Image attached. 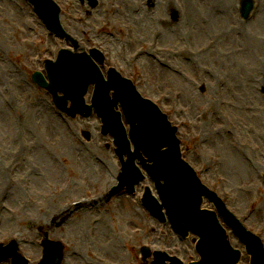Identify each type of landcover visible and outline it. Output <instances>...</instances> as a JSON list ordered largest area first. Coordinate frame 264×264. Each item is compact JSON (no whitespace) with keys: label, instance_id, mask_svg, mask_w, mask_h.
Listing matches in <instances>:
<instances>
[{"label":"rangeland","instance_id":"rangeland-1","mask_svg":"<svg viewBox=\"0 0 264 264\" xmlns=\"http://www.w3.org/2000/svg\"><path fill=\"white\" fill-rule=\"evenodd\" d=\"M54 1L76 50L51 35L27 1L0 0V165L6 179L0 245L18 242L27 264H41L44 238L64 245L62 264L200 261L197 238L177 237L143 207L146 187L156 196L150 179L134 196L105 202L121 173L113 138L102 135L95 113L61 114L32 82L35 73L47 80L45 62H55L60 51L94 49L105 55L104 79L116 69L160 108L201 183L264 242V0H255L249 21L241 19L242 0H213L224 12L208 18L205 0H155L152 10L149 0H99L93 12L78 0ZM186 4L193 12L188 25ZM203 208L215 211L206 200ZM220 224L241 251V263L249 264L245 248ZM144 247L159 257L144 260Z\"/></svg>","mask_w":264,"mask_h":264},{"label":"water","instance_id":"water-1","mask_svg":"<svg viewBox=\"0 0 264 264\" xmlns=\"http://www.w3.org/2000/svg\"><path fill=\"white\" fill-rule=\"evenodd\" d=\"M36 12L46 22L50 30L59 36H68L59 25L56 6L48 0H30ZM93 8L97 6L96 0H89ZM253 10L252 0H244L241 14L248 19ZM94 54H97L94 52ZM100 63L103 60L97 57ZM47 71L50 84H47L40 74L33 80L41 88L46 89L54 97L59 110L71 117L77 115L89 117L92 107L84 105V95L90 84L97 86L94 107L99 116L103 118V134L115 135L118 145L117 154L122 156L128 153V162L123 164V173L120 177V186L113 189L109 199L120 193L125 187L133 191L134 186L142 179L140 173L134 168L136 160L156 182L159 195L167 208L173 227L184 236L192 232L201 237L198 252L203 261L201 264L212 263L210 260H224V264H237L240 253L234 252L228 245L227 237L218 225L216 215L201 211L202 198L206 197L213 203L235 235L246 246L248 254L252 256V264H264V254L258 240L251 237L232 218L224 208L221 201L198 181L192 169L182 162L179 151L180 143L176 140V129H172L167 118L150 102L144 101L132 84L122 80L116 71L111 70L109 81L105 82L98 69L92 65L87 56L72 55L61 52L56 63H48ZM114 90V99L109 98L110 91ZM62 93L63 98L58 94ZM68 102L72 109L68 110ZM122 104L126 119L131 125V138L135 146V153H130L129 143L120 122V115L115 110ZM89 140V136L87 135ZM143 152L148 161L142 160ZM152 164V165H149ZM161 181L165 185H161ZM145 205L149 210L162 217L160 207L151 197L146 196ZM46 263H57L62 259L63 248L59 245L46 243ZM13 259L14 264H27L18 256L17 245L3 248L0 246V263ZM214 264V263H212Z\"/></svg>","mask_w":264,"mask_h":264},{"label":"bare ground","instance_id":"bare-ground-1","mask_svg":"<svg viewBox=\"0 0 264 264\" xmlns=\"http://www.w3.org/2000/svg\"><path fill=\"white\" fill-rule=\"evenodd\" d=\"M169 1H170V0L167 1V4L170 3ZM205 2H207L206 4L209 6V7H208L209 10H207V13H206L207 18L209 17L208 13L211 15V13L214 12V11L216 12V10H217L218 14H221V13L224 12L223 9H222V4H221L220 2H215V1H213V0H205ZM170 6H171V5H170ZM216 6H217V7H216ZM184 7H185V20H186V23H187L186 25H188L190 19L193 18V12L190 11L191 9L188 7L187 4H186ZM203 23H204L205 25H208V22H206V21H203ZM263 49H264V48H263ZM181 56H182V54H181ZM256 112H257L256 110H251V109H249V114H250L251 116H255V113H256ZM239 156L242 157L243 160L245 161V158H244L243 153L240 152V153H239ZM4 172H5L4 167L0 165V189L6 187V183H5L6 179H5V173H4ZM21 186H22V185H21ZM17 187H20V186H17ZM12 200H14V197H12ZM51 212H53V210H51ZM61 212H62V211H60V212H58V213H61ZM23 221H24V220H23ZM73 264H75V263H73Z\"/></svg>","mask_w":264,"mask_h":264}]
</instances>
